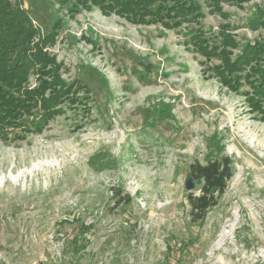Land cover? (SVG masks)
Returning <instances> with one entry per match:
<instances>
[{"label": "rangeland", "instance_id": "obj_1", "mask_svg": "<svg viewBox=\"0 0 264 264\" xmlns=\"http://www.w3.org/2000/svg\"><path fill=\"white\" fill-rule=\"evenodd\" d=\"M195 1L203 15L169 28L25 0L44 34L62 20L46 50L83 104L41 129L0 131V264H264V115L191 43L223 24L240 43L260 40L249 21L264 0ZM225 156L233 176L193 221L190 165Z\"/></svg>", "mask_w": 264, "mask_h": 264}, {"label": "trees", "instance_id": "obj_2", "mask_svg": "<svg viewBox=\"0 0 264 264\" xmlns=\"http://www.w3.org/2000/svg\"><path fill=\"white\" fill-rule=\"evenodd\" d=\"M72 2L91 11L97 7L105 15L118 13L132 22H161L171 28L180 26L190 15L202 16L201 6L195 0H57ZM218 4L221 0H205ZM244 2L249 0H230ZM25 0H0V131L21 126L25 131L41 129L50 117L62 113L63 104H83L80 83L67 82L59 73L54 56L46 50L54 43L61 21L57 19L51 31L44 34L25 7ZM148 19V20H147ZM249 25L264 28V6H258ZM191 34V43L207 60L217 58L220 64L209 67L219 81L229 89L244 92L252 109L264 115V37L254 43H240L231 31L230 24H223L218 32L207 35L198 27ZM238 48L240 51L234 53ZM150 67V64H148ZM31 75L37 81L29 86ZM233 160L225 156L206 164L194 162L190 172L200 190L187 194L193 221H204L208 212L218 203L234 172ZM120 197L118 204L129 203V195ZM78 250V240H73ZM170 244V243H169ZM181 249V256L185 257ZM167 250L171 253V246ZM189 252V251H188Z\"/></svg>", "mask_w": 264, "mask_h": 264}, {"label": "water", "instance_id": "obj_3", "mask_svg": "<svg viewBox=\"0 0 264 264\" xmlns=\"http://www.w3.org/2000/svg\"><path fill=\"white\" fill-rule=\"evenodd\" d=\"M184 186L187 190L191 191L192 189L196 188V183L194 181V178L191 174V172H189V174L187 175L186 181L184 183Z\"/></svg>", "mask_w": 264, "mask_h": 264}]
</instances>
